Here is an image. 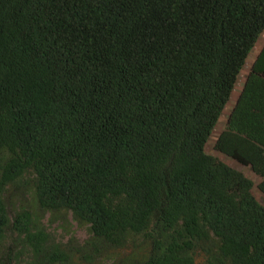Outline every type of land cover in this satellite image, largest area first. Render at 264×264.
Here are the masks:
<instances>
[{"label":"trees","instance_id":"obj_1","mask_svg":"<svg viewBox=\"0 0 264 264\" xmlns=\"http://www.w3.org/2000/svg\"><path fill=\"white\" fill-rule=\"evenodd\" d=\"M263 33L264 0H0V264H264V45L211 145L258 182L205 152Z\"/></svg>","mask_w":264,"mask_h":264},{"label":"rangeland","instance_id":"obj_2","mask_svg":"<svg viewBox=\"0 0 264 264\" xmlns=\"http://www.w3.org/2000/svg\"><path fill=\"white\" fill-rule=\"evenodd\" d=\"M263 34L261 35V37L264 36ZM261 41L263 40L261 39ZM259 42H260V39H259ZM245 68H247V63H246ZM240 79H241V75H240ZM239 80L236 83V89L237 87H239L238 86ZM227 107L231 108V104H228ZM213 135L214 136L216 135V131L213 132ZM212 140H213V137L211 134V137L205 146V152L207 154H210L216 157L218 160L227 164L228 166H231L237 170L242 171L245 177L251 180L253 184L257 182L256 177L252 173H250L247 168L236 164L235 162H233L231 159L227 158L226 156L214 151L211 147ZM21 192H23V190H20V193ZM252 195L264 206L263 197L261 193H259L255 187L252 188ZM22 198L27 199V196L25 195V197L23 196ZM19 201L20 200H16V204L13 205V207H15L17 205V202ZM13 207L8 208V212L10 214H11ZM36 220H37V223H36L37 226H39L40 229L46 233L48 242L50 244L60 245L66 248L71 253H73L75 249L83 246L84 243L88 240L86 226L78 225L75 221L72 220L69 213L59 212V213H54V214H48V213L39 211L37 213ZM107 264H109V262H107Z\"/></svg>","mask_w":264,"mask_h":264},{"label":"crops","instance_id":"obj_3","mask_svg":"<svg viewBox=\"0 0 264 264\" xmlns=\"http://www.w3.org/2000/svg\"><path fill=\"white\" fill-rule=\"evenodd\" d=\"M263 35H264V34H263ZM261 39H262L263 41H261ZM263 45H264V36H262V37L260 38V42H259L258 44H256V47L253 48L252 52L250 53V56H249L248 59L246 60L245 64L247 63V68H245L246 65H244V67L242 68V70H241V72H240L241 79L239 80V85H238L239 87H237V89H236V88L234 89V91H233V93H232V95H231L232 97L230 98V101H229V104H231V108L227 107L226 109L223 110V112H222L223 115L220 116L218 123H217L216 126L214 127L213 132L216 131V135H215V136L212 135V137H213L212 143H213V141H214V139H215V137L217 136L218 133H220V132L226 130L225 127H226L227 116L229 115L231 109L233 108V106H234V104H235V102H236V97H237V95L240 93V91H241V89H242V86H243V84L245 83V80L248 78L249 68H250L251 64L253 63V61H254L256 55L258 54L260 48H261ZM229 106H230V105H229ZM221 117H223L222 120H221ZM212 134H213V133H212ZM224 164H225V163H224ZM226 165H227V164H226ZM227 166H228V165H227ZM229 167H231V166H229ZM231 168H233V167H231ZM233 169H235V168H233ZM235 170H237V169H235ZM238 171H240V170H238ZM240 172L243 174L242 171H240ZM249 172H250V171H249ZM250 173H251V172H250ZM256 179H257V178H256ZM257 182H258V179H257ZM257 182H256V183H257Z\"/></svg>","mask_w":264,"mask_h":264},{"label":"clouds","instance_id":"obj_4","mask_svg":"<svg viewBox=\"0 0 264 264\" xmlns=\"http://www.w3.org/2000/svg\"><path fill=\"white\" fill-rule=\"evenodd\" d=\"M250 56V55H249ZM248 56V57H249ZM248 59V58H247ZM246 59V60H247ZM246 65V64H245ZM240 79V74H239V76H238V78H237V81ZM237 83V82H236ZM235 88H236V84H235ZM232 97V96H231ZM230 97V98H231ZM229 101H230V99H229ZM229 101L227 102V105L229 104ZM227 107V106H226ZM226 107L224 108V109H226ZM223 114H221L220 116H222ZM228 117V116H227ZM220 118V117H219ZM222 118V117H221ZM218 121H219V119H218ZM218 123V122H217ZM226 128V127H225ZM212 133H213V131H212ZM213 135V134H212ZM210 139V138H209ZM209 141V140H208ZM246 168V167H245ZM248 169V168H247ZM238 171V170H237ZM240 172V171H239ZM244 175V174H243ZM245 176V175H244ZM255 176V175H254ZM256 177V176H255Z\"/></svg>","mask_w":264,"mask_h":264}]
</instances>
